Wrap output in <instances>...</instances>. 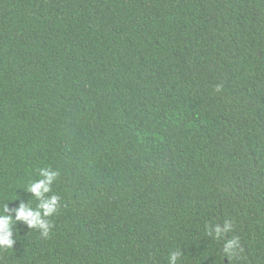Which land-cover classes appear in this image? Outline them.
<instances>
[{"label":"trees","instance_id":"1","mask_svg":"<svg viewBox=\"0 0 264 264\" xmlns=\"http://www.w3.org/2000/svg\"><path fill=\"white\" fill-rule=\"evenodd\" d=\"M44 167L0 264H264V0H0V213Z\"/></svg>","mask_w":264,"mask_h":264},{"label":"clouds","instance_id":"2","mask_svg":"<svg viewBox=\"0 0 264 264\" xmlns=\"http://www.w3.org/2000/svg\"><path fill=\"white\" fill-rule=\"evenodd\" d=\"M59 176V172L50 167L39 169V179L31 182L26 191L30 192L38 201L36 207L29 205V202H21L14 209L8 208V203L4 206V211L0 213V247L13 248V227L16 222H22L29 229H37L44 237H48L53 225L47 219L53 216L60 207V197L52 194V185ZM14 213V216L10 214ZM230 229V224L225 222L223 228L220 225H213L207 229L208 234L220 236ZM235 241H229L225 245V252H228ZM178 253L172 252L169 255V264H176Z\"/></svg>","mask_w":264,"mask_h":264}]
</instances>
